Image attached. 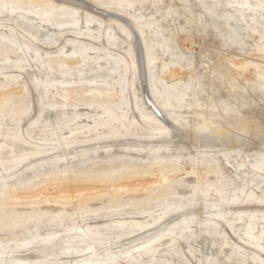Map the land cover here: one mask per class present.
Instances as JSON below:
<instances>
[{
    "label": "rangeland",
    "instance_id": "obj_1",
    "mask_svg": "<svg viewBox=\"0 0 264 264\" xmlns=\"http://www.w3.org/2000/svg\"><path fill=\"white\" fill-rule=\"evenodd\" d=\"M78 1L0 0V264H264V0Z\"/></svg>",
    "mask_w": 264,
    "mask_h": 264
},
{
    "label": "water",
    "instance_id": "obj_2",
    "mask_svg": "<svg viewBox=\"0 0 264 264\" xmlns=\"http://www.w3.org/2000/svg\"><path fill=\"white\" fill-rule=\"evenodd\" d=\"M87 8L92 10L93 12H96V13L101 14V15H108V13H106V12L102 11L101 9L96 8V7H93V6L89 7L88 6ZM140 72H141V80H142V85H143V92H144V95L146 97L148 105L153 109V111L158 115V117H160V119H162L165 123L168 124V121L165 119V117L151 104V102L149 100L148 92H147L146 84H145V78L143 75L144 74V68H143L142 56L140 57Z\"/></svg>",
    "mask_w": 264,
    "mask_h": 264
},
{
    "label": "bare ground",
    "instance_id": "obj_3",
    "mask_svg": "<svg viewBox=\"0 0 264 264\" xmlns=\"http://www.w3.org/2000/svg\"><path fill=\"white\" fill-rule=\"evenodd\" d=\"M73 1H75V2H77V3H80V4H82V5H84V3H82V2H80V1H78V0H73ZM97 8V7H96ZM97 14V13H96ZM101 15V14H100ZM103 16H107V15H103ZM136 50H137V66H138V70H139V75H140V80H141V72H140V57L142 56V52H141V49H140V45H139V43L138 42H136ZM142 59H143V57H142ZM143 68H144V60H143ZM144 75V74H143ZM141 84H142V80H141ZM141 87H142V90H143V85H141ZM144 93V92H143ZM148 97H149V95H148ZM144 99H145V101H146V103H147V100H146V97H145V95H144ZM149 100H150V102H151V104L158 110V108L154 105V103L151 101V99H150V97H149ZM147 105H148V103H147ZM149 106V105H148ZM150 107V106H149ZM151 108V107H150ZM151 110L153 111V109L151 108ZM159 111V110H158ZM154 112V111H153ZM160 112V111H159ZM156 114V113H155ZM157 115V114H156ZM156 115H155V117H156ZM158 116V115H157ZM164 116V115H163ZM165 117V116H164ZM165 119H166V117H165ZM167 120V119H166ZM168 121V120H167ZM165 123V122H164ZM165 124H167V123H165ZM167 125H171L170 124V122L168 121V124ZM246 129V128H245ZM233 144V143H232Z\"/></svg>",
    "mask_w": 264,
    "mask_h": 264
}]
</instances>
